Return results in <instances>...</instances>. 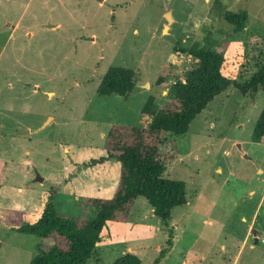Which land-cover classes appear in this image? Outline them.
I'll use <instances>...</instances> for the list:
<instances>
[{
  "label": "rangeland",
  "instance_id": "obj_1",
  "mask_svg": "<svg viewBox=\"0 0 264 264\" xmlns=\"http://www.w3.org/2000/svg\"><path fill=\"white\" fill-rule=\"evenodd\" d=\"M224 11L245 12L244 29L234 32ZM195 44L222 56L225 78L247 82L264 51V0H0V264H30L49 247L18 229L40 218L51 192L65 217H93L83 199L112 197L120 169L104 137L113 125L148 127L144 107L166 103L196 64ZM116 66L133 71L132 92L100 96ZM263 107L264 87L243 96L231 86L185 135L165 133L163 176L184 182L187 203L164 226L137 198L126 222L107 223L87 264L125 254L140 264H264V138H252Z\"/></svg>",
  "mask_w": 264,
  "mask_h": 264
},
{
  "label": "trees",
  "instance_id": "obj_2",
  "mask_svg": "<svg viewBox=\"0 0 264 264\" xmlns=\"http://www.w3.org/2000/svg\"><path fill=\"white\" fill-rule=\"evenodd\" d=\"M223 19L234 28L244 29L247 14L223 12ZM187 54L196 64L183 72V77L173 82L162 107L147 104L142 112L151 118L148 127L113 125L104 137L106 159L119 164V180L110 199H83L84 208L94 211L88 217L83 210L78 217L59 215L49 196L40 218L31 225L19 228V232L39 238L43 245L51 240L48 248L39 247V254L30 264H87L94 249L101 242V232L110 222L127 221L137 198L143 197L153 209V214L164 226L168 225L171 211L187 203L185 184L164 178L165 168L158 159V150L165 133L183 136L189 125L215 97L231 86L245 96L257 93L264 87V51L262 60L247 82L242 84L225 78L222 73L223 58L201 44H195ZM135 86L133 71L123 67H110L102 77L98 93L103 97L125 98ZM252 138H264V107L254 127ZM172 245V237L167 240ZM163 251L159 259L164 257ZM166 254V253H165ZM156 260L154 264H158ZM113 264H140L133 254H125Z\"/></svg>",
  "mask_w": 264,
  "mask_h": 264
},
{
  "label": "water",
  "instance_id": "obj_3",
  "mask_svg": "<svg viewBox=\"0 0 264 264\" xmlns=\"http://www.w3.org/2000/svg\"><path fill=\"white\" fill-rule=\"evenodd\" d=\"M166 18H167L168 21H170V14L169 13L166 14ZM18 134L26 135V134H28V131L18 132ZM35 181H38V179H36ZM251 234H252V237H253V244L257 245L258 244L257 231L252 230Z\"/></svg>",
  "mask_w": 264,
  "mask_h": 264
},
{
  "label": "crops",
  "instance_id": "obj_4",
  "mask_svg": "<svg viewBox=\"0 0 264 264\" xmlns=\"http://www.w3.org/2000/svg\"><path fill=\"white\" fill-rule=\"evenodd\" d=\"M262 196L264 197L263 194L261 195V198H263ZM259 202H260V201H259ZM262 202H263V200H262ZM257 209H258V208H257ZM255 216H256V209H255V211L253 212V215H252V223L255 222L254 220H255V218L257 217V216L255 217ZM259 234H260V231H257V238L260 236ZM252 239H253V237H252ZM247 240H248V237H247V235H245V238H244L243 242L246 243ZM259 243H260V241H259V239H258V244H259ZM222 248L225 250V247L222 246Z\"/></svg>",
  "mask_w": 264,
  "mask_h": 264
}]
</instances>
